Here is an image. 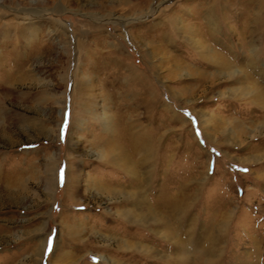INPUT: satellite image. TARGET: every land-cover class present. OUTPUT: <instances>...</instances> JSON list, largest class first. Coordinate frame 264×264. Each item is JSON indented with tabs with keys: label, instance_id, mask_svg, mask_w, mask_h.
<instances>
[{
	"label": "rangeland",
	"instance_id": "obj_1",
	"mask_svg": "<svg viewBox=\"0 0 264 264\" xmlns=\"http://www.w3.org/2000/svg\"><path fill=\"white\" fill-rule=\"evenodd\" d=\"M199 256L264 264V0H0V264Z\"/></svg>",
	"mask_w": 264,
	"mask_h": 264
},
{
	"label": "bare ground",
	"instance_id": "obj_2",
	"mask_svg": "<svg viewBox=\"0 0 264 264\" xmlns=\"http://www.w3.org/2000/svg\"><path fill=\"white\" fill-rule=\"evenodd\" d=\"M37 17H40V16H37ZM34 29V28H33ZM32 29V30H33ZM227 68H229V70H230V67H228L227 66ZM236 70V69H235ZM232 74V73H231ZM3 103H5L4 101H3ZM2 109V108H1ZM16 118H17V116H16ZM15 118V119H16ZM18 119V118H17ZM52 173L51 174H49L48 175V177H47V182H48V184L51 186L53 183H54V180H55V175L57 176L58 174V172H54V170H52L51 171ZM67 176H69V178H70V174L68 173V170H67V172H66V178H67ZM57 180V179H56ZM10 190V189H9ZM11 193V192H10ZM209 237H212L211 235L209 236ZM208 237V238H209ZM207 242V241H206ZM210 245H208V246H206L205 248H203L202 250H203V252H202V254L204 255L205 254V256H208V259H210L212 256L214 257V256H216V250L218 249L217 248V246H212V247H209ZM204 247V246H203ZM201 257L202 256H199V264H212V263H214V262H216V261H214V259H211L210 261L211 262H205V261H202L201 260ZM201 260V261H200Z\"/></svg>",
	"mask_w": 264,
	"mask_h": 264
},
{
	"label": "snow or ice",
	"instance_id": "obj_3",
	"mask_svg": "<svg viewBox=\"0 0 264 264\" xmlns=\"http://www.w3.org/2000/svg\"><path fill=\"white\" fill-rule=\"evenodd\" d=\"M50 243H51V240H50Z\"/></svg>",
	"mask_w": 264,
	"mask_h": 264
}]
</instances>
